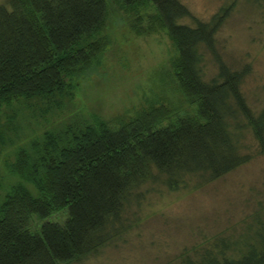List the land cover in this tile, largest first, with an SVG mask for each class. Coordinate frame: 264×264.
<instances>
[{
  "label": "trees",
  "instance_id": "obj_1",
  "mask_svg": "<svg viewBox=\"0 0 264 264\" xmlns=\"http://www.w3.org/2000/svg\"><path fill=\"white\" fill-rule=\"evenodd\" d=\"M111 5L139 25L141 12L152 11L147 30L172 41V80L191 110L150 107L113 126L75 118L26 138L3 162L14 179L0 196V264H70L102 244L106 226L147 180L162 177L175 190L183 176L212 181L246 164L251 155L239 147L240 123L264 155V107L254 113L242 93L250 67L230 66L215 46L233 3L202 21L180 0H9L0 6V162L20 112L63 110L78 82L100 65ZM203 51L216 64L209 80ZM59 213L62 223L49 220ZM255 220L251 237L219 240L179 264H264V219Z\"/></svg>",
  "mask_w": 264,
  "mask_h": 264
},
{
  "label": "rangeland",
  "instance_id": "obj_2",
  "mask_svg": "<svg viewBox=\"0 0 264 264\" xmlns=\"http://www.w3.org/2000/svg\"><path fill=\"white\" fill-rule=\"evenodd\" d=\"M8 1L0 0V6L7 7ZM180 1L202 21L219 7L233 3L215 46L230 66L250 67L242 93L248 107L254 113L259 111L264 107V0ZM151 14V10L141 12L139 25L138 18L111 5L101 33L107 41L101 63L78 82L72 100L53 115L20 112L15 128L7 134L13 144L0 162V196L14 179L2 169L3 162L13 160L12 152L26 138L38 136L50 126L75 118L87 122L98 118L113 126L150 107L190 112L172 80L170 62L176 49L164 31L147 30L146 17ZM183 22L193 24L189 19ZM201 69L204 80L217 71L206 51ZM237 135L241 151L251 155L249 162L212 181L183 176L175 190L162 177L147 180L132 191L119 219L106 226L102 244L70 264H179L185 254L194 256L219 240L237 244L251 237L256 217L264 219V155L243 123ZM64 219L65 214L59 213L49 220L62 223Z\"/></svg>",
  "mask_w": 264,
  "mask_h": 264
}]
</instances>
